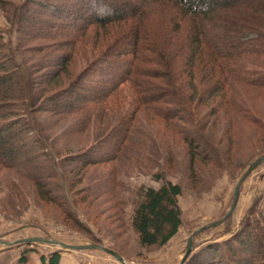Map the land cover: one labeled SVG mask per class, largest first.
<instances>
[{"label":"trees","instance_id":"trees-1","mask_svg":"<svg viewBox=\"0 0 264 264\" xmlns=\"http://www.w3.org/2000/svg\"><path fill=\"white\" fill-rule=\"evenodd\" d=\"M0 15L18 35L14 49L0 28V176L14 179L3 180L7 217L23 212V182L68 221L65 184H86L73 203L96 219L107 206L124 209L119 179L130 165L162 182L140 190L132 218L141 247L162 248L183 226L184 188L169 171L183 162L211 188L264 153V0H0ZM141 111L165 128L144 126ZM254 208L247 234L185 264H264ZM61 253L42 264H60Z\"/></svg>","mask_w":264,"mask_h":264},{"label":"rangeland","instance_id":"rangeland-1","mask_svg":"<svg viewBox=\"0 0 264 264\" xmlns=\"http://www.w3.org/2000/svg\"><path fill=\"white\" fill-rule=\"evenodd\" d=\"M12 1L20 5L24 0ZM36 10L44 12L41 11V8ZM0 28L4 30L5 43L15 49L18 35L2 15H0ZM139 118L146 127L150 126L154 130L165 128L162 121L150 114L146 115L143 111L139 113ZM173 138L176 140H173L169 145H174L175 157L183 161L186 146L176 135H173ZM159 139L161 137L156 136L153 141H159ZM182 153L183 155H181ZM263 157L264 153H261L258 158ZM127 166L131 170L127 172V175H121L119 179L126 187L119 198L124 204V209L116 205V210L107 212V208H110L107 206V208L99 210L100 217L97 219L95 218V209L88 210L81 203H73V193L84 189L86 184L76 187L74 192L71 191L68 184H65L69 195V204L63 209L71 211V216L74 218L72 221H68L60 209L53 204L40 200L35 194L36 190L27 182L21 184L26 196V200L23 201L24 205L21 204L23 212L21 211L18 215L10 214L11 216L7 217V212L3 211V203L10 197L11 192L4 187L3 180H10L12 176H8L9 178L7 175L0 176V239H7L8 237H11L10 240L43 238L59 241L69 246L99 245L117 252L128 264H181L191 237H193L192 256L198 253L205 254L206 251L203 252V250L209 249L210 246L212 248L223 245L224 242L241 235L243 231L247 234L245 226L248 214L254 205L256 215L252 222L264 229V162L239 187L240 196L237 206L227 219L226 217L234 206L237 187L250 167L231 176L227 172L221 173L212 182L211 188H204L202 183L197 182L193 177L191 179L188 177L189 174L184 171L186 168L182 162L178 167L180 170L169 171L165 179L168 182L180 184L184 188L183 195L179 197L183 226L179 234L164 247L143 248L140 245L138 233L132 228V218L137 204L141 200L139 192L142 188L159 189L162 182L154 179V172L145 173L136 167H132V169L130 165ZM154 171L158 170L155 169ZM89 173H93L92 169L88 170L86 175ZM12 180L14 179L12 178ZM81 196L80 193L79 197ZM113 205L114 203L111 204V207ZM122 210L123 213H121ZM111 216L113 218L109 219L108 217ZM13 246L14 248H21L18 245ZM28 246L23 245L22 247L25 249ZM30 246L34 247V250L39 254L48 251H61L63 253L73 251L79 259L81 255L92 262L96 261V258L103 259L91 264H120L114 257L100 249L67 250V248L45 243H35Z\"/></svg>","mask_w":264,"mask_h":264},{"label":"crops","instance_id":"crops-1","mask_svg":"<svg viewBox=\"0 0 264 264\" xmlns=\"http://www.w3.org/2000/svg\"><path fill=\"white\" fill-rule=\"evenodd\" d=\"M10 238L11 237L2 240L0 239V264H18L20 254L24 250L22 246L25 245L21 244V242L26 239H30L23 238L20 240H10ZM13 245H18L21 248H14ZM28 248L34 247L29 245ZM51 252L48 251L43 254H39L37 253V251L31 252L29 256V262L27 264H42L41 257L43 255L48 256ZM60 264H82V262L79 257H77L76 254L72 251L71 253H61Z\"/></svg>","mask_w":264,"mask_h":264},{"label":"water","instance_id":"water-1","mask_svg":"<svg viewBox=\"0 0 264 264\" xmlns=\"http://www.w3.org/2000/svg\"><path fill=\"white\" fill-rule=\"evenodd\" d=\"M264 162V157L260 158L259 160H257L247 171V173L245 174V176L242 178L240 184L237 187L236 190V194H235V201H234V206L231 210V212L228 214V216L226 217V219L233 213L234 209L237 206L238 200H239V196H240V190L239 187L241 186V184L243 183V181L260 165ZM196 235V234H195ZM194 235V236H195ZM35 243H45V244H49L52 246H60L63 248H67V250H96V249H100L103 250L104 252H106L108 255L114 257L120 264H128L125 259L119 255L117 252L110 250L108 248H105L103 246H99V245H88V246H69L66 245L64 243H61L59 241H53V240H45L43 238H33V239H26L24 241L21 242V244H25V245H31V244H35ZM192 245H193V237H191L189 239L188 242V246H187V251L186 254L181 262V264H184L188 258L191 256L192 253Z\"/></svg>","mask_w":264,"mask_h":264},{"label":"built area","instance_id":"built-area-1","mask_svg":"<svg viewBox=\"0 0 264 264\" xmlns=\"http://www.w3.org/2000/svg\"><path fill=\"white\" fill-rule=\"evenodd\" d=\"M80 259H81L82 264H91V263H94V262H96V261L103 260V259H101V258H96L97 260L94 261V262H92V261H90V260L85 259V257L82 256V255L80 256ZM107 263H108V262H107Z\"/></svg>","mask_w":264,"mask_h":264}]
</instances>
